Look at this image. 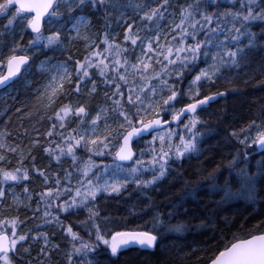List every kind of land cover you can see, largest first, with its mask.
I'll return each mask as SVG.
<instances>
[{"label": "snow or ice", "instance_id": "snow-or-ice-1", "mask_svg": "<svg viewBox=\"0 0 264 264\" xmlns=\"http://www.w3.org/2000/svg\"><path fill=\"white\" fill-rule=\"evenodd\" d=\"M0 14L7 20L5 32L11 30L12 35L10 46H0L9 51L0 59V67L7 68L0 72V88L9 87L14 77L27 71L43 49L70 51L76 42L84 45L82 58L68 55L55 65L50 58L41 62V71L54 72L38 90L45 111L41 120L46 119L49 127L41 131L33 126L30 131L21 125L18 142H9L10 134L0 130V205L11 191L6 187L9 182L14 186L37 178L42 184V190L35 194V208L26 183L23 192L27 202L13 193L12 202L5 208L15 210L17 215L0 216V264H51L52 255L60 251V245L53 242L55 232H41L38 225L35 231H22L29 220L40 219L66 234L70 245L66 264H109L122 249L134 245L154 249L161 246L165 231L183 232L187 227L184 221L170 222L181 214L183 199L166 214L156 212L150 227L145 222L118 231L107 227L112 221L101 217L95 201L100 193L120 196L130 182L141 191L155 186L172 175L173 163L201 154V126L206 121L200 118L198 109L226 94L211 91L224 70L255 64L253 75L258 74L261 78L257 82L264 85V0H0ZM94 19L101 22L96 31ZM29 30L31 38L24 43V33ZM200 63L205 66L200 67ZM188 75L191 79L185 86ZM100 94L103 105L91 115L90 101ZM72 97L77 99L73 101ZM62 98L69 102L62 103ZM73 120L76 127L69 126ZM171 122L183 123L184 133L169 129L167 142L163 136H152L148 143L152 145L159 138V150L150 148L148 161L135 159L137 166L151 171L149 179L137 176L141 167H133L129 170L131 179L94 183L88 178L95 167L91 157L80 167L79 150L103 155L114 140L118 144L115 160H133L134 138L142 139L144 134L151 135ZM174 135H178V142H172ZM229 135L238 147L224 166L227 175L221 171L222 165H217L201 177L203 188L217 195L223 193L219 201L211 202L214 207L208 208L212 216L237 197L252 204L264 202V105L239 131ZM36 150L47 155V164L38 165L33 154ZM144 151L141 149V155ZM257 155L259 159H255ZM10 156L15 157L14 164ZM65 159L71 160L67 169L62 167ZM53 162L56 171L52 170ZM74 172L80 174L75 183ZM189 183L185 181V187ZM185 195L195 197L196 190ZM21 208L32 215L20 219ZM81 210L87 213L79 221L88 229L87 240L73 230L72 224L61 220V214L71 216ZM262 228L264 221L247 238H234L210 258V264H264ZM39 241L42 243L33 257V242ZM105 254L108 258L101 259Z\"/></svg>", "mask_w": 264, "mask_h": 264}, {"label": "trees", "instance_id": "trees-1", "mask_svg": "<svg viewBox=\"0 0 264 264\" xmlns=\"http://www.w3.org/2000/svg\"><path fill=\"white\" fill-rule=\"evenodd\" d=\"M183 2L184 0L179 1V3ZM6 22V17L0 15V46L5 44L10 46L12 42L11 30L5 32L3 28ZM93 23L95 25L93 31L100 28L101 22L94 19ZM44 27L47 30L48 25L45 23ZM17 30H19L18 27ZM30 38V31L25 32L24 43ZM16 39L18 40L19 36ZM83 48V42H76L70 51L43 49L33 58L28 70L24 71L6 88L12 89V92L7 98V102L0 105V130H6L10 134L9 139L11 141L18 142L20 139L17 137V133L22 131L21 125L30 131L33 126L40 128L41 131L49 127V122L46 119L41 120L45 111L38 101L37 89L43 83V76L41 72L37 71V65L43 59L51 57L61 61H64L68 55H72L73 59L82 58ZM8 54V47L0 49V59L5 58ZM68 65L72 67L71 61ZM201 66H205V64H200ZM4 67H0V72ZM255 68L256 65L254 64L251 68H242V70L237 71L231 78L232 84H228L220 78L211 87L212 92L223 91L226 94L198 113L200 118L206 121V125L201 126V131L211 129L200 144L201 154L191 155L181 161H176L172 164V175L143 192L135 193L131 197L101 195L97 198L95 203L100 209L101 217L110 218L112 222L107 227L112 231L135 228L137 225H144L145 222H149L148 227H150V221L156 212L166 214L172 211V205L179 206L183 199L182 207L179 209L181 214L170 221L172 224L184 221L187 227L183 232L165 231L161 246L151 250L138 247L122 250L117 257L110 258L109 264H208L210 258L218 250H222L225 245L234 242V238H247L248 233L254 232L255 226L264 221V202L261 201L255 204L245 200L228 201L222 205V210L216 215H209L208 208L214 207L211 202L219 201L221 193L217 195L205 188H197L198 184L202 182L201 177L217 165H222V172L227 171L224 166L238 147L236 140L229 134L233 130L239 131L250 119L256 116L260 106L264 105V85L257 82L261 78L258 74L253 75ZM250 75L253 77L252 79H249ZM190 79L191 75H188L185 86H187V80ZM71 99L75 101L77 98L72 97ZM83 99L82 97L81 100ZM61 102L68 103L69 100L62 98ZM103 102L102 94L90 101L91 115H95L97 106L103 105ZM179 106L177 105V107ZM18 108L21 109L19 113L16 111ZM47 115H51V111H48ZM166 118L169 117L166 116ZM69 126L76 127V121H71ZM172 128L175 127L165 129ZM152 136L153 134L136 143L138 155L143 143H147ZM114 142L108 151L112 156L118 145L115 140ZM24 143L27 144L26 139ZM33 154L37 157L38 165L48 163L47 155L42 150H36ZM68 163L69 159H66L62 167L69 168L70 164ZM52 170H57L55 162H53ZM185 181L190 182L187 187H185ZM26 183L34 194L42 190L41 180L37 178L30 182L21 181L14 186L13 182H9L6 187H10L11 191L8 193L4 204L0 205V216L17 215L15 210L5 211V208L12 202V191L14 189L23 191ZM191 189L196 190L195 197L185 195ZM18 215L20 219H24L25 216H31L32 213L21 208ZM86 215L87 213L81 210L76 215L63 214L61 220L65 224H72L73 230L84 237L86 236L84 228L79 221L84 220ZM163 218L167 221L166 216ZM36 225L39 226L38 230L41 232H47L50 235L53 232L56 233L53 241L60 245V251L52 255L51 264H66V254L70 250L66 234L58 227L44 224L40 219L27 221L26 226H22L21 230L26 231L31 228L35 231L37 230ZM260 230H264V228ZM41 242H33L32 248L38 250ZM107 258L106 254L101 256V259Z\"/></svg>", "mask_w": 264, "mask_h": 264}, {"label": "rangeland", "instance_id": "rangeland-1", "mask_svg": "<svg viewBox=\"0 0 264 264\" xmlns=\"http://www.w3.org/2000/svg\"><path fill=\"white\" fill-rule=\"evenodd\" d=\"M179 1L180 0H178V2ZM0 15H3V14H0ZM48 59L49 58H46V59H43L42 61H45V60H48ZM203 59H205V58H202V60ZM60 61L61 60H59V59H57L55 57H51L50 58V62H51L52 65H55V64H57ZM41 62L37 65V71L41 72V74L43 76V83H42L41 87H39L37 89L38 97L40 95V92L38 90H41L42 87L45 84L48 83V81L51 78V75L54 74V72L53 73H46V72L41 71V68H40ZM207 63H211V60L207 59ZM200 64H203V63H200ZM200 64H199V66H200ZM68 66L71 68L70 65H68ZM201 67H204V66H201ZM4 69H5V67H4ZM4 69H2L1 72H3ZM240 70H242V68H240V69H236V68L226 69V70H224V75L221 77V79L224 80V81H226L225 78L231 79L232 77H234V75L237 73V71H240ZM11 92H12V89H10V88L0 90V105L7 102V98H9V95L11 94ZM110 123H111V121H110ZM101 127H103V124H101ZM171 130H173V132H175V133L183 134L184 133L183 123L181 125L175 127V128H172ZM201 130H202V127H201ZM168 131H169V129L159 130V131L155 132L153 134V136H157V137L163 136L165 138V141L167 142L168 141V136H167ZM202 132L204 133V135L201 137V143L205 139V137L209 134L208 131H202ZM171 139H172V142H178V135H174ZM8 140H9V142H13V141H11L9 139V137H8ZM151 140H152V138L149 139V141H151ZM148 142L147 143H143L142 149H144L145 151H144L143 155H141V151H140L139 155L136 157V159H143L144 161H148L151 158V155H152V152L150 151V148L155 147L157 150H159L160 144H161L159 138L152 145H150ZM114 143L115 142L112 141L111 146ZM111 146H110V148H111ZM166 146L167 145L165 144V147ZM117 148H118V145H117ZM117 148H116V150H117ZM109 149H106L103 155H95L94 153H89V152H87L84 149H81V150H79L77 152V156L80 158V162H81L80 163V167H83L84 162H87L89 160V157H91V160L94 162L95 167L92 168L91 172L89 173V177H88V178L93 179L94 183L95 182H99L100 184H104L106 181L112 182L114 180L122 181V180H124L126 178L131 179V175H130L129 170L131 168H133V167H141V171L136 174L137 176H139V177H141L143 179H149L151 177V174H152L151 171L148 168H146V167L137 166L135 164V160L129 165H123V164H120L119 162H117L115 160L114 155L112 156L111 154L108 153ZM256 151L258 152L259 149H257ZM192 155H196V154H192ZM255 158L259 159V156L255 157ZM9 159H11L12 161L13 160L15 161V157L10 156ZM65 161H66V159L64 160L63 163H65ZM254 161L255 160H253V162ZM68 164H71V160L70 159H69V163ZM117 165H119V167H117ZM226 175H227V171H226ZM79 176H80L79 173H76V172L73 173V183H75V181L77 179H79ZM144 190H146V189H144ZM143 191L138 189L137 186L134 183L130 182L128 187H127V189L121 195H124V197H131L135 193L143 192ZM30 192H32V191H30ZM13 193L16 196H18L21 200H25L26 201V194L23 191H19L17 189H14L12 191V193H11V196H12ZM32 194H33V200H32L31 206H32V208H35L36 207L35 194L33 192H32ZM101 195L112 196V195H115V194L109 195L107 193H100V194H98V197L101 196ZM234 200H245V199L242 198V197H237V198L232 199L230 201H234ZM245 201H247V200H245ZM247 202H249V201H247ZM62 215L63 214H61V217H62ZM83 228H84V232H85V235H86V236H84V239L87 240V239H89L88 229L84 225H83ZM92 239H94V237H92ZM53 242L56 243L55 241H53ZM38 250H39V247H38ZM38 250L36 248H32L31 255L33 257H35L37 252H38Z\"/></svg>", "mask_w": 264, "mask_h": 264}, {"label": "water", "instance_id": "water-1", "mask_svg": "<svg viewBox=\"0 0 264 264\" xmlns=\"http://www.w3.org/2000/svg\"><path fill=\"white\" fill-rule=\"evenodd\" d=\"M30 31V30H29ZM7 71V68L5 67V70H4V72H6ZM24 71L22 70V73H23ZM21 73V74H22ZM21 74H18V76L17 77H14L13 78V80L10 82V85H11V83L15 80V79H17ZM2 89H4V88H0V90H2ZM223 92V91H222ZM218 98V97H217ZM217 98L214 100V101H211L209 104H207V105H204V106H202V108H206V107H209L210 106V104H212L213 102H215L216 100H217ZM201 108V109H202ZM200 109H198V111H199ZM187 118V116H185L184 118H183V121L185 120ZM168 119H170V118H168ZM180 123H178V122H171L170 124H165V125H161V126H159L156 130H154V131H152V133H154L155 131H157V130H160V129H163V128H165V127H167V126H169V125H179ZM151 133V134H152ZM148 137H150V135L149 134H144V136H143V138L142 139H144V138H148ZM139 140H141V138H134V141H133V149H134V152H135V157H134V159L136 158V156H137V150H136V148H135V143L137 142V141H139ZM133 159V160H134ZM133 160H127V161H118V162H120V163H122V164H129V163H131ZM132 247H138V248H141L140 246H138V245H134V246H130V247H128V248H132ZM128 248H126V249H128ZM126 249H122V250H126ZM142 249H147V250H149V248H142ZM121 250V251H122ZM208 264H210V262L208 263Z\"/></svg>", "mask_w": 264, "mask_h": 264}, {"label": "bare ground", "instance_id": "bare-ground-1", "mask_svg": "<svg viewBox=\"0 0 264 264\" xmlns=\"http://www.w3.org/2000/svg\"><path fill=\"white\" fill-rule=\"evenodd\" d=\"M255 159H256V158H255ZM255 159H254V160H255ZM253 164H255V161L253 162ZM223 173H224V175H226V174H225L226 172H223ZM221 181L223 182V180H221ZM204 183H205V182L202 180V182H201L200 184H198L197 188H200V189L203 188L201 185H203ZM221 195H223V193H221Z\"/></svg>", "mask_w": 264, "mask_h": 264}]
</instances>
